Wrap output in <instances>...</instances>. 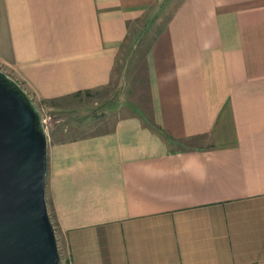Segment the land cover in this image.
I'll return each instance as SVG.
<instances>
[{
  "label": "crops",
  "instance_id": "0c3cea01",
  "mask_svg": "<svg viewBox=\"0 0 264 264\" xmlns=\"http://www.w3.org/2000/svg\"><path fill=\"white\" fill-rule=\"evenodd\" d=\"M148 111L47 143L68 264H264V0H0V69L46 105L111 79L132 23Z\"/></svg>",
  "mask_w": 264,
  "mask_h": 264
},
{
  "label": "water",
  "instance_id": "95a60500",
  "mask_svg": "<svg viewBox=\"0 0 264 264\" xmlns=\"http://www.w3.org/2000/svg\"><path fill=\"white\" fill-rule=\"evenodd\" d=\"M47 143L33 99L0 69V264H62L45 197Z\"/></svg>",
  "mask_w": 264,
  "mask_h": 264
},
{
  "label": "rangeland",
  "instance_id": "374dc122",
  "mask_svg": "<svg viewBox=\"0 0 264 264\" xmlns=\"http://www.w3.org/2000/svg\"><path fill=\"white\" fill-rule=\"evenodd\" d=\"M167 16V11H162L153 17L143 16L132 23L127 38L119 46L109 83L54 101L53 104L60 107L57 110H49L39 101L35 103L48 142L109 130L119 116L133 111H148L145 54ZM48 212L62 264H68L63 235L49 208Z\"/></svg>",
  "mask_w": 264,
  "mask_h": 264
}]
</instances>
